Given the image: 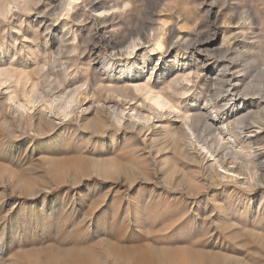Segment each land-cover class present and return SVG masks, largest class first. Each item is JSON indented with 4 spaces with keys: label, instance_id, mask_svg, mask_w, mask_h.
Here are the masks:
<instances>
[{
    "label": "rangeland",
    "instance_id": "rangeland-1",
    "mask_svg": "<svg viewBox=\"0 0 264 264\" xmlns=\"http://www.w3.org/2000/svg\"><path fill=\"white\" fill-rule=\"evenodd\" d=\"M0 264H264V0H0Z\"/></svg>",
    "mask_w": 264,
    "mask_h": 264
},
{
    "label": "bare ground",
    "instance_id": "bare-ground-1",
    "mask_svg": "<svg viewBox=\"0 0 264 264\" xmlns=\"http://www.w3.org/2000/svg\"><path fill=\"white\" fill-rule=\"evenodd\" d=\"M154 37V36H153ZM154 40V39H153ZM157 40V39H156ZM155 40V41H156ZM159 40V39H158ZM157 44H158V46H161V44H160V42L159 41H157ZM221 80L223 81V85H224V87H225V89H223L222 91H220L221 93L222 92H226V94L228 93V95H235V93H234V91H236V84H229V85H226L225 84V81H227V80H229V81H231V79L232 78H229V79H227V75H226V73H223L222 75H221ZM73 92V91H72ZM77 92V91H76ZM239 93V92H238ZM248 93V92H247ZM158 98V97H157ZM154 100H156V99H154ZM159 100H160V98H159ZM158 100V101H159ZM161 101V100H160ZM71 103H72V98H70L64 105H62L61 107H60V111L62 112V113H65V114H67L68 113V111H69V107H70V105H71ZM160 103V102H159ZM162 104V103H161ZM160 104V105H161ZM262 117V116H261ZM240 116L238 117V121L237 122H239V123H242V121H243V119H244V117L242 118H240ZM258 118H260V116L258 117ZM236 119V118H235ZM261 119V118H260ZM234 120V119H233ZM245 120V119H244ZM247 120V119H246ZM259 120V119H258ZM236 121V120H235ZM236 123V122H235ZM245 123H247V122H245ZM260 123V122H259ZM237 125V124H236ZM242 125V124H241ZM210 127V126H209ZM262 128H263V126H262ZM243 129V128H242ZM216 133V132H215ZM240 133V132H239ZM239 138V137H238ZM251 142V141H250ZM248 143V142H247ZM252 143V142H251ZM209 148V147H208ZM234 157V156H233ZM234 159V158H233ZM235 171V170H234Z\"/></svg>",
    "mask_w": 264,
    "mask_h": 264
}]
</instances>
